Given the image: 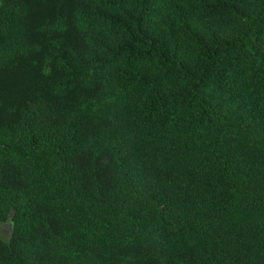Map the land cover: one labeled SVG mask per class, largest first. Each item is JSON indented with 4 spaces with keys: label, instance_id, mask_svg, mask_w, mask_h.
<instances>
[{
    "label": "trees",
    "instance_id": "trees-1",
    "mask_svg": "<svg viewBox=\"0 0 264 264\" xmlns=\"http://www.w3.org/2000/svg\"><path fill=\"white\" fill-rule=\"evenodd\" d=\"M0 264H264V0H0Z\"/></svg>",
    "mask_w": 264,
    "mask_h": 264
},
{
    "label": "rangeland",
    "instance_id": "rangeland-1",
    "mask_svg": "<svg viewBox=\"0 0 264 264\" xmlns=\"http://www.w3.org/2000/svg\"><path fill=\"white\" fill-rule=\"evenodd\" d=\"M8 233V225L0 223V236L4 237Z\"/></svg>",
    "mask_w": 264,
    "mask_h": 264
}]
</instances>
